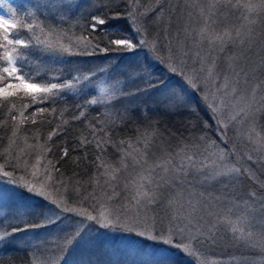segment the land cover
<instances>
[{
    "label": "snow or ice",
    "instance_id": "obj_1",
    "mask_svg": "<svg viewBox=\"0 0 264 264\" xmlns=\"http://www.w3.org/2000/svg\"><path fill=\"white\" fill-rule=\"evenodd\" d=\"M124 4L125 11H119ZM184 4L186 9L195 8L197 19L190 23L193 12L188 11L183 40L175 49L169 47L165 56L141 22L149 14L140 10L141 0H86V4L44 0L34 6L35 12L24 16L8 0H0V12H4L0 15V112L7 109L0 127L11 126L8 146L0 153L6 161L0 163V247H20L27 242L18 234L52 227L66 213L78 220L71 231L62 230L55 237L63 253L59 264H66L69 253L77 257L74 264H93L92 256L102 245L105 252L111 250L108 264H180V253L199 256L205 245H215L222 234L223 238L230 234L235 244L264 253V237L255 240L253 231L257 226L264 228V59L248 65V53L258 37H264V0H184ZM40 9L47 14H40ZM72 19L82 28L79 36L52 23ZM121 19L127 20L135 37L113 25ZM112 51L144 52V60L127 70L123 81L115 78L112 85L101 87V96L90 89L92 95L76 105L78 114L72 119L87 122L88 110L98 111L94 106L104 104L123 109V115L116 111L112 124L130 119L137 111L154 113L155 119L144 115L150 121L145 130L134 140L119 143L108 135L111 129H97L99 120L88 122L92 139L81 137L79 143L82 147L94 144L97 151L91 162L95 171L85 182L92 191L82 195L81 182L76 180L73 201L69 183L56 166L59 161L48 159L49 142L63 128H52L44 143L39 128L28 135L21 133L28 132L29 124H51L61 118L63 113L57 116L55 107L35 106L55 105L69 94L81 95V79L87 82L95 73L45 78L32 58L38 53L64 57ZM148 61L162 65L169 80L178 79L170 83L160 78ZM201 108L211 124L204 120L201 126ZM165 116L178 118L189 135L161 129ZM213 130L220 143L231 148L220 147L211 135ZM97 131L104 135L97 136ZM172 139L183 141L174 151ZM109 145L119 153L115 161L108 159ZM62 153L61 160L69 150L65 147ZM73 162L78 164V158ZM221 178L231 193L212 198L193 190L210 181L222 182ZM246 179L260 185L259 191L245 190ZM25 194L41 198L49 207H29L22 199ZM160 206L168 217L167 229L157 227V216H149ZM113 230L138 239L129 236L117 255L109 242Z\"/></svg>",
    "mask_w": 264,
    "mask_h": 264
},
{
    "label": "trees",
    "instance_id": "obj_2",
    "mask_svg": "<svg viewBox=\"0 0 264 264\" xmlns=\"http://www.w3.org/2000/svg\"><path fill=\"white\" fill-rule=\"evenodd\" d=\"M13 8L17 10L20 16H24L27 13H33L36 11L35 5L38 3H44V0H10ZM81 3L86 4V0H81ZM127 4L121 6L119 11H125ZM141 11L149 10V14L147 16L141 17V22L148 30V38L156 39L158 43L161 45L164 55L167 56L169 47L177 45L176 41L178 40V36L180 35V31H182V25L185 21L181 18L178 13L175 12L173 5H171L170 1L167 0H141ZM40 14L46 15L43 9H40ZM78 19V18H77ZM77 19L68 20L66 22H60L59 20L52 22L59 28L67 29L70 32H74L77 36H79L82 32V28L77 24ZM116 27L124 29L130 35L135 37L134 33H131V30L128 27L127 20L121 19L112 22ZM82 24V22H81ZM179 31V32H178ZM176 32V34H175ZM178 35V36H177ZM99 38V37H97ZM176 38V41L173 39ZM144 60V52L133 53H122V52H109L107 54H97L96 56H87V55H79V56H64L61 57L59 54L52 53H38L37 57L32 58L34 66H41V71L45 73V78L50 77L52 75H62L64 77L71 78L72 76H86L89 75V70L95 73L89 81L85 82L81 79V84L78 85V89L80 90L81 95L69 94L68 97L61 99L55 105H40L37 104L35 107H55L57 110V116L60 113H63L62 117L59 119H54L53 123L48 124H37V125H27L28 132H23L21 135L31 134L35 129L39 128L41 132V143L47 138L48 133L52 130V128L57 125L63 128V133L61 135L53 137V141L49 142L52 146V151L48 153V159L55 161H59L56 165L60 169V173L63 174V177L67 179V181L75 184L76 180L81 182L80 187L85 184L86 181L92 177L95 168L92 166V161L95 160L97 151L94 144H89L87 146H81L79 141L81 137H86L88 139H92L91 129L88 127V122L95 123L99 120V123L96 125L97 129H111L108 131V135L111 137L113 141L119 143L121 139H135L138 135V132H143L145 130V126L150 122L149 120H145L143 117L147 115L148 117L155 119V114L148 112L142 113L137 111L132 114L130 119H125L123 122H117L112 124V118L116 115V111L118 110L120 115H123V111L121 108L117 110L112 109L111 105H97L94 106L98 111H93L91 109L88 110L87 122L85 121H75L72 119L73 115L78 114L76 105L83 104L84 98H90L92 93L89 91L90 89H95V95L97 97L101 96L99 89L101 86L98 82H100L103 75L106 77H112L110 79V83H115V78H119L123 81L124 76L131 67H134L136 64L142 62ZM70 61V62H65ZM126 61H129L127 63ZM148 63L152 66V71L164 80H169L170 74L166 71V69L153 61H148ZM107 71H101L102 69H109ZM173 78L176 80L177 77H171L169 80L170 83L173 82ZM112 85V84H111ZM110 86V85H109ZM87 93V97L84 94ZM19 101H17V107H20ZM133 107L136 105L133 104ZM140 109H143V105H139ZM7 109L4 110L6 112ZM32 109H29L31 112ZM4 112H0V119L4 118ZM203 109L200 110L201 126H203V121L207 120L209 124L212 123L208 114L204 113ZM48 119H52L49 117ZM164 123L161 124V129L167 128L169 131L176 132V135H180L181 126L177 123L176 117H162ZM183 119V118H180ZM67 121V123H65ZM9 125L11 122L9 121ZM11 133V126L8 128L0 127V153L3 152L5 148L8 146V136ZM213 131L211 132L212 135ZM104 133L97 131V136H103ZM183 135L186 137L189 135L187 131H183ZM214 139H216V135H212ZM173 141V140H172ZM174 144L182 143L183 141L174 139ZM31 143V141H30ZM69 150V154L63 160H61L62 150L64 148ZM115 148L111 145L107 147L108 159L113 157L115 154ZM87 155V159L85 156ZM79 160V163H74L73 161ZM4 159H0V163L3 162ZM6 161H4L5 163ZM60 173H56V175H60ZM264 180V178H262ZM246 186L250 187L251 190L259 191L260 185L253 184L251 181L245 180ZM23 202L27 204V198L25 195L22 197ZM138 239V238H136ZM145 244L148 241L144 242ZM27 247H16L14 245H9L7 247H0V264H28L29 257ZM175 251V250H174ZM98 257L94 258V262L98 263ZM180 264H195L194 259L185 256L183 253L179 254L178 257Z\"/></svg>",
    "mask_w": 264,
    "mask_h": 264
},
{
    "label": "rangeland",
    "instance_id": "obj_3",
    "mask_svg": "<svg viewBox=\"0 0 264 264\" xmlns=\"http://www.w3.org/2000/svg\"><path fill=\"white\" fill-rule=\"evenodd\" d=\"M167 1H170L171 5H173L175 12L178 13L177 15L183 18L184 21L189 20V17L187 15L188 11L193 12V17L191 18V20H189V22L194 23L196 21L197 17L195 13V8L186 9L184 0H167ZM8 3L11 5L10 0H8ZM3 14L4 12H0V15ZM182 23H183L181 27L182 31L180 32L178 31L180 35L179 36L177 35L178 40L176 41V38L173 39L177 43V45L175 44V46H173V49H175L178 46L179 41L183 40V28L185 23L184 22ZM262 59H264V37H258L256 45L253 47L251 52L248 53L249 67L260 64ZM126 62L129 63V61ZM173 79L174 80L172 83L176 81L175 78ZM110 82H111L110 79L105 75H103L100 82L98 83L101 87H106L113 84ZM261 95H264V93H261ZM125 105L127 106L126 102ZM121 110L123 111L122 108ZM204 113L208 114L206 111ZM212 135H215L214 130ZM229 138L233 139L234 141L233 133L231 132L229 133ZM172 140L173 141H171V150L174 151L177 147H179L181 143L174 144L175 141L174 139ZM216 140L217 143L220 144V147L225 149L231 148V144L225 145L220 143L219 137L217 136H216ZM114 153L115 154H113V157L110 158V160L115 161L119 158V153L116 150ZM157 154L159 155V150H157ZM233 159H235V157H233ZM31 160L32 162L35 161V155L31 157ZM4 161L1 163H4ZM17 175L18 176L22 175V173L18 171ZM56 176L59 177L60 175L59 176L56 175ZM189 179L191 180V177H189ZM221 181L222 182L210 181L204 184L203 186L197 185L193 190L197 193H205L207 196L212 198L222 197L227 193H231L232 192L231 188H227V189L225 188L226 181L223 178H221ZM68 183L70 188V195L72 196L74 201L75 184H72L69 181ZM248 189H250V187L246 186L245 184V190ZM90 191H92L91 187L86 184H84L81 188L82 195ZM25 198H27L28 201L26 205H28L31 208L43 210L44 208L49 207V205H47V203L45 201H42L41 198L39 197L28 196L25 194ZM149 216L158 217V224H157L158 228L163 227L167 229L169 227L168 217L163 206L155 208L153 211L149 212ZM77 220L78 218L72 214L61 213L60 222L52 227L39 228L34 231L18 234L23 238L24 242H27V243H21L20 247H27L26 252L28 253V257H29L28 264H30V261L32 262V264H59L60 257L63 255V253L60 251L59 248H57L55 237L57 235L62 234V230L71 231ZM37 222L39 221L37 220ZM253 231L256 233L255 240L261 241V238L264 237V228L257 226L256 228L253 229ZM129 236H131L132 240H136L137 238L135 237L134 234H129L123 231L113 230L110 233L109 242L111 244V249L117 250V255H119V250L122 249L125 244L129 243L128 240ZM46 237L48 238L47 242H45ZM149 243L151 242L148 241L147 244ZM197 247L200 246L197 245ZM110 253L111 250H109V252H105L104 245H102L100 250L97 251L92 256V260L98 257L97 260L99 262L95 263L93 261V264H108ZM33 257H35L34 260ZM114 258L115 257H113V259ZM189 258L194 259L195 264H264V253H262L259 249H249L244 246L233 243L230 238V234L227 238H223V234H222V238L219 239V241L215 245H205L202 249L201 255L192 256ZM76 259L77 257L74 254L69 253L66 260V264H74Z\"/></svg>",
    "mask_w": 264,
    "mask_h": 264
}]
</instances>
